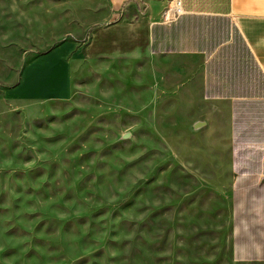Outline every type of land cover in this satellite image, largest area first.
<instances>
[{"label":"rangeland","instance_id":"1","mask_svg":"<svg viewBox=\"0 0 264 264\" xmlns=\"http://www.w3.org/2000/svg\"><path fill=\"white\" fill-rule=\"evenodd\" d=\"M70 1L0 0V264H241L176 59L90 58Z\"/></svg>","mask_w":264,"mask_h":264},{"label":"crops","instance_id":"2","mask_svg":"<svg viewBox=\"0 0 264 264\" xmlns=\"http://www.w3.org/2000/svg\"><path fill=\"white\" fill-rule=\"evenodd\" d=\"M180 1L179 16L175 0L70 2L90 58L176 59L178 98L224 137L232 258L264 264V0Z\"/></svg>","mask_w":264,"mask_h":264},{"label":"built area","instance_id":"3","mask_svg":"<svg viewBox=\"0 0 264 264\" xmlns=\"http://www.w3.org/2000/svg\"><path fill=\"white\" fill-rule=\"evenodd\" d=\"M173 11H174V15L175 16H179L180 14L183 13V11H182V3H181L180 0H175ZM165 19L169 20V19H172V18H170V16L168 14H165Z\"/></svg>","mask_w":264,"mask_h":264}]
</instances>
